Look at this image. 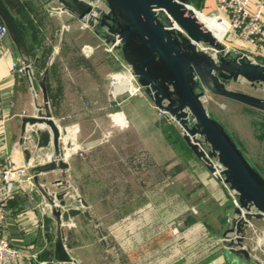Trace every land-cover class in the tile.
Instances as JSON below:
<instances>
[{
    "label": "crops",
    "instance_id": "obj_1",
    "mask_svg": "<svg viewBox=\"0 0 264 264\" xmlns=\"http://www.w3.org/2000/svg\"><path fill=\"white\" fill-rule=\"evenodd\" d=\"M196 1H203V9L201 11L197 9L203 13L200 15L208 17L205 14L212 13L216 8V0ZM4 2L23 28L27 42L39 50L38 54L45 45L49 46L51 65L62 50V46L69 48L75 45L74 50L80 53L76 66L92 65L93 68L99 69V76L103 80L105 103L100 106V110L109 111L106 115L108 122L100 127L95 121L92 123V129L88 130V127L86 128L83 122L74 116L80 107L79 102L71 95L64 103L65 81L58 73L56 64L51 73L48 71L47 77L50 87L49 105L53 118L60 128L66 130L65 140H76L77 145L83 147L85 154L83 156L73 154L63 158L69 165L68 169L42 173L39 175V182L42 187H48L50 192H56L63 191V185H56L57 181H61L62 184L71 181L76 192L88 204L89 217L81 213L71 218L64 227V243L78 264H108L106 259L109 246L106 241L111 242L110 237L119 243L118 248L121 252V259L112 264H264V253L259 251L264 244V222L254 221L251 225L253 226L251 239L246 236L244 245L250 248V260L232 253L224 241V231L229 219L233 217L235 207L232 191L218 180L193 152V155H189L182 149V165L186 167V176L182 175V179L185 177L186 181L185 183L182 181V188L167 187L168 196L162 197V200L157 199L158 201H156L158 197L154 195L161 187L156 190L151 184L139 190V182L133 181L138 173L135 171L138 167L135 165L136 155L116 153L115 172L121 175L125 172L131 177L126 182L116 184L117 192L132 195V200L116 202L111 207L104 205V212L102 207L97 208L100 209L98 212L94 210L97 204L91 200L90 195L107 194L111 188L108 186L110 181L106 180L110 166L103 155L94 153L96 148L108 143L109 140L95 138L93 134L98 129L101 133L108 129L109 135L114 132L113 134L119 133L123 136L128 128L135 127V119L137 115H141L145 120L138 122L140 131L158 147L171 148L164 136L162 124L159 123L158 109L144 91L137 96L125 95L127 98L120 96L113 99L110 96L108 76L120 67L122 60L99 49L98 46L100 44L105 46V42L73 13L64 11L58 0H4ZM59 31L62 34L67 31L68 35L64 40V36H60L59 40L62 42L57 43ZM10 49L16 50L8 36L0 42V185L3 187L2 196L6 203V218L0 225V236L6 237L18 251L17 257L10 264H44L40 261L41 249L37 246V239L42 216L49 212V205L38 190L35 191L36 196L32 191L34 183L30 174V164L35 161L38 165L42 159L49 160L52 150L48 147L34 150L32 144L20 143L23 138L22 120L36 114L37 106L43 104V97L40 88L38 92L33 89L26 74L14 71L13 63L17 60L22 62V59L17 50L16 54L11 55ZM257 59L264 62V56ZM73 66L72 63H68L67 73L75 68ZM34 77L37 80L41 79L36 74ZM68 81L74 86H79L74 76ZM39 93L41 100L37 97ZM98 102L92 104L96 105ZM141 102L144 106L138 105ZM63 106L67 113L70 111L72 113L67 118L62 115ZM209 110L214 113L212 109ZM83 112L80 114L91 116L92 110L86 109ZM32 129L36 128L27 125L26 136ZM119 144L116 147H119ZM27 148L32 152L29 160L25 154ZM12 167L15 169L29 167L27 170L29 179L14 181L9 192L2 179V173ZM161 190H164V185ZM139 193L140 197L139 195L134 197ZM171 194L174 197L172 200L174 206L169 204L172 202ZM55 204L58 205L57 202ZM177 204H182V208L177 209ZM69 206L85 211L78 200L71 201ZM193 207L196 208L195 212L192 210ZM175 209L178 210L176 215L182 220L180 223L183 225L182 230L184 229V233L178 239H182L181 245H177V239L172 236L169 227L172 221L170 211Z\"/></svg>",
    "mask_w": 264,
    "mask_h": 264
},
{
    "label": "water",
    "instance_id": "obj_2",
    "mask_svg": "<svg viewBox=\"0 0 264 264\" xmlns=\"http://www.w3.org/2000/svg\"><path fill=\"white\" fill-rule=\"evenodd\" d=\"M58 1L64 11L73 13L106 45H115L118 57L131 68L144 93L158 110L165 113L168 121L179 126L188 147L212 174L215 168L211 159L218 160L222 170L216 178L236 197L224 241L232 253L250 260V249L244 244L253 222H264V177L233 134L206 107L204 98L211 94L264 111V98L230 88L232 83L238 82H246L251 87L264 86V64L219 41L195 16L198 10L190 0H102L106 10L87 0ZM0 19L22 59L31 86L36 92L40 88L43 97V104L37 106L36 114L22 120L20 143H30L34 150L47 147L52 150L49 160L42 159L30 169L34 195L38 190L49 205V212L42 216L37 239L40 261L44 264H78L64 243V227L81 213L89 217L88 204L79 197L85 211L71 207L64 191L50 192L39 182L40 174L65 171L69 167L62 157L66 130L59 127L49 105L48 69L41 79L33 76L26 38L4 0H0ZM172 21L185 34L173 29ZM27 125L36 128L30 131V138H26ZM197 136L206 142L207 153L199 147L201 140ZM25 154L28 160L32 156L28 148ZM57 184L62 185V182L57 181Z\"/></svg>",
    "mask_w": 264,
    "mask_h": 264
},
{
    "label": "rangeland",
    "instance_id": "obj_3",
    "mask_svg": "<svg viewBox=\"0 0 264 264\" xmlns=\"http://www.w3.org/2000/svg\"><path fill=\"white\" fill-rule=\"evenodd\" d=\"M59 29L61 30L62 26H60ZM62 35L64 36V40L66 35H68L67 31L63 32V34L61 33V31H59V35L57 36L58 38L56 39L57 43L62 42V40H59L60 36ZM222 43L224 45L231 46L234 50L240 51L236 46H233L227 40H223ZM74 46L72 45L69 48L67 46H62V50L56 56V59L54 61L57 65L58 73L62 75V78L65 81L66 96L64 98V103L67 102L71 95V97L79 102L80 107L77 109L78 112L74 116H77L76 118L78 119V121H82L86 128L88 127L87 129L90 130V128L92 129V123H94L95 121L100 124V127L108 122V118L106 115L109 111L100 110V106H103L105 103L103 97L104 84L103 80H101L99 76V69L93 68L92 65L90 66L87 64H79L80 66H76V63L78 64L77 58L80 56V53L74 50ZM98 48L104 50V46L101 44L98 46ZM97 60L98 59H96L95 62H97ZM256 62L264 64L263 61H260L259 59H257ZM68 63H72V65H74L73 67H75L72 70L70 69V75L69 73H67ZM46 66L48 70L50 69V67H52L50 58L46 61ZM32 71L33 76L36 74V76L42 78L45 68L36 67L35 63L32 62ZM72 76H74L79 86H74L73 84L69 83L68 79H70V77ZM230 88L264 98V86L251 87V85L246 82H238L237 84L232 83L230 85ZM37 97L41 100V93H39ZM121 97L127 98V96L125 95ZM95 101L99 102L96 103V105H93L92 103H94ZM138 105L144 106L142 102ZM205 105L208 109H212L214 111V114L225 125V127H227L232 134L239 138L241 144L243 145V152L246 154V156L248 158L252 157L253 159H258L259 162L264 164V139L260 136L262 130H259L261 129L259 125L262 118L249 112V110L239 102L220 98L211 94H208L205 98ZM63 109L64 111H62V115L65 116V118L72 114L71 111L67 113L64 106ZM86 109L92 110L91 116L80 114L81 112L86 111ZM135 120V127L133 126V128H128L126 130V134L123 136H120L119 133L113 134L114 132L109 135L108 129H104L105 131L103 130V133H101V131L98 129L97 131L95 130L96 133L93 134V137L95 138H105L109 140L108 143H104L96 148L94 150V153H96L97 155H103V157H105L106 159V163L110 166V172L106 174V180L110 181L108 186L109 188H111V191L107 194L97 193L90 195L91 200H94L93 202L97 204L96 209L94 208L96 212L100 211V209H97L98 207H102L103 209L104 205L111 207V205L116 202H127L132 200V195L123 193L120 194L119 192H117L116 184L119 182H126L129 180V178L131 179V177L125 172L122 173V175L119 172H115L116 163H114V157L116 153H118L119 155L124 153L136 155L137 162H135V165L138 167L135 171H137L138 173L136 174L137 176L133 178V181L137 180V182H139V190H142L143 188L150 186L151 184L154 185L156 190L158 187L162 188V185H164V190H161L160 188L154 195L158 197L156 198V201H158L157 199L162 200V197L168 196L167 187L168 189H170V187L182 188V181L183 183H185L186 181L185 177L182 179V175L186 176V167L182 165V152L176 151V149H174L172 146L171 148L166 146L158 147L139 129L138 122L141 123V121H144V117H141V115H137V118ZM64 122H66V120H64ZM117 144H119L120 146L116 147ZM122 144L124 145L122 146ZM106 157H108L109 159H107ZM103 166H105V164ZM69 182L71 183V181ZM71 185L72 194L80 197V195L76 192L73 183H71ZM137 188L138 186H136V189ZM137 195H139L140 197L141 194H135L134 197H136ZM170 197L172 201L174 198L172 194ZM169 204L174 206L173 201L169 202ZM176 206L177 209H179V207L182 208V204H177ZM177 209L170 211L172 214V221L169 227L171 229L172 236L177 239V245H181L182 239H178L184 233V229L182 230L183 225L182 223H180L182 222V220H179L177 217L178 215H176V211H178ZM192 210L193 212H195L196 208L193 207ZM104 211L105 209L102 210V212ZM252 227L253 226H251L247 232V237L249 240L251 239V235L253 233ZM110 240L111 242L108 240L106 241L108 242L107 244L109 246L106 259L108 264H112V262L114 263L115 261L121 259L120 248H118L120 247L118 246L119 243L111 237ZM203 245L204 247L206 246L204 242ZM247 248L250 249L249 247ZM259 251L264 253V244H262V246L259 248Z\"/></svg>",
    "mask_w": 264,
    "mask_h": 264
},
{
    "label": "built area",
    "instance_id": "obj_4",
    "mask_svg": "<svg viewBox=\"0 0 264 264\" xmlns=\"http://www.w3.org/2000/svg\"><path fill=\"white\" fill-rule=\"evenodd\" d=\"M93 6L102 10H106L104 2L102 0H87ZM208 17H214L219 25L226 28L223 40H227L233 46H236L240 51L247 55L250 59L256 62L258 57L264 56V0H216V8L210 14H205ZM172 28L176 31L185 34L180 26L172 21ZM9 36V32L5 24L0 19V42ZM222 40V41H223ZM204 50H209L207 47L199 45ZM104 50L111 55L118 58L115 51V45L109 44L104 46ZM10 54H16V50L10 49ZM14 71L25 74V67L23 62L16 61L13 63ZM109 92L113 99H117L122 95L137 96L142 94L143 88L138 84L131 68L123 61L117 70L112 71L109 76ZM207 97V96H206ZM205 97V98H206ZM204 98V102H205ZM158 116L165 118V113L158 110ZM26 138H30V133ZM62 139V144L65 148L62 154L63 158H68L73 154H79L83 156L84 149L82 146L77 145L76 140ZM200 139L199 147L207 153L209 148ZM66 143L69 147L66 148ZM211 163L215 168V177L220 175L222 166L217 159H211ZM37 165L34 161L30 164L31 167ZM29 167L15 169L9 168L2 173V179L6 185V189L10 192L13 187V182L22 178H28L27 170ZM29 179V178H28ZM63 191L65 192V198L70 203L73 200H78L79 196L72 194V185L69 181L64 182ZM3 187L0 185V225L6 218V203L2 196ZM234 202L236 203V197L232 192ZM18 255L17 249L11 244V242L4 236H0V264H10Z\"/></svg>",
    "mask_w": 264,
    "mask_h": 264
},
{
    "label": "trees",
    "instance_id": "obj_5",
    "mask_svg": "<svg viewBox=\"0 0 264 264\" xmlns=\"http://www.w3.org/2000/svg\"><path fill=\"white\" fill-rule=\"evenodd\" d=\"M190 2L192 3V5L196 9H198L200 11L203 9V1L192 0ZM20 27H21V25H20ZM21 29L24 33V30L22 27H21ZM24 36H25V33H24ZM27 44H28V47L30 50L32 62H34L37 67H39V68L43 67L46 70L47 69L46 61L50 58V54H51V49H49V46L45 45L44 49L40 52V54H38L39 50H36L35 47H33L31 45V43L27 42ZM54 67H55V61L52 65V67H50V69H49L50 71L49 70L48 71L51 73L52 70H54ZM47 77H48V74H47ZM47 90H48V94H49L50 93V87H49L48 82H47ZM244 107L247 108L249 110V112H251L252 114L258 115L259 117L262 118V120H260V125H259L261 129H259V130H262V133L260 134V136L264 139V111H260V110H257V109H254V108H251V107H248L245 105H244ZM159 123L162 124V129H163V133H164V136L166 138V141L174 149H176V151L182 152V149H183L187 154L193 155L191 149L188 147V145L184 141L182 133H181V131L177 125H175L174 123H171L170 121H168L164 117H160ZM254 124H256V123H254ZM233 136L235 137L236 141L238 142L240 148L243 150V145L241 144L239 138H237V136H235L234 134H233ZM250 160L252 161L254 166L257 168V170L261 173V175L264 177V164L259 162L258 159H253L252 157H250Z\"/></svg>",
    "mask_w": 264,
    "mask_h": 264
},
{
    "label": "bare ground",
    "instance_id": "obj_6",
    "mask_svg": "<svg viewBox=\"0 0 264 264\" xmlns=\"http://www.w3.org/2000/svg\"><path fill=\"white\" fill-rule=\"evenodd\" d=\"M203 14L202 12L196 11L195 12V16L202 22L204 23L205 27L211 31L215 37L222 42L223 37H224V33L226 31V28H224L223 26L219 25L218 22L216 21V19H211L208 18L204 15H200Z\"/></svg>",
    "mask_w": 264,
    "mask_h": 264
}]
</instances>
